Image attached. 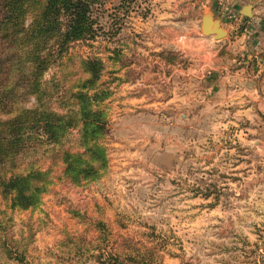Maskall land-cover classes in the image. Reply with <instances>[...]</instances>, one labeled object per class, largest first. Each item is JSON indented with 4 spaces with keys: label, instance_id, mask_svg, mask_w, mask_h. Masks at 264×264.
I'll return each instance as SVG.
<instances>
[{
    "label": "rangeland",
    "instance_id": "374dc122",
    "mask_svg": "<svg viewBox=\"0 0 264 264\" xmlns=\"http://www.w3.org/2000/svg\"><path fill=\"white\" fill-rule=\"evenodd\" d=\"M237 2L257 3L95 0L96 36L71 42L43 80L101 59L106 164L63 175L76 130L16 156L6 176L38 169L50 183L28 208L0 192V264H264V108L213 69L235 64L223 51L235 30L201 32L206 12L225 29Z\"/></svg>",
    "mask_w": 264,
    "mask_h": 264
},
{
    "label": "trees",
    "instance_id": "16d2710c",
    "mask_svg": "<svg viewBox=\"0 0 264 264\" xmlns=\"http://www.w3.org/2000/svg\"><path fill=\"white\" fill-rule=\"evenodd\" d=\"M94 2L0 0V192L14 206H35L50 183L49 172L38 169L6 176L5 167L30 147L60 144L76 130L80 150H62L63 175L93 179L106 164L99 143L108 130L101 59L80 57L73 65L81 74L72 73L73 80L63 73L43 80L71 42L96 36Z\"/></svg>",
    "mask_w": 264,
    "mask_h": 264
},
{
    "label": "crops",
    "instance_id": "0c3cea01",
    "mask_svg": "<svg viewBox=\"0 0 264 264\" xmlns=\"http://www.w3.org/2000/svg\"><path fill=\"white\" fill-rule=\"evenodd\" d=\"M254 1L257 3L252 5L250 17L241 14L243 7L247 4L237 2L234 8L238 12V16L232 20H224L227 35L235 30V40L232 42L233 45H227L223 51L228 53L230 60L232 56L233 58L234 55L236 56L235 64L229 66L218 64L213 69L217 72L220 81L224 79L234 80L228 89L229 95H236L237 99L244 98L245 101L253 100L263 109L264 0Z\"/></svg>",
    "mask_w": 264,
    "mask_h": 264
},
{
    "label": "water",
    "instance_id": "95a60500",
    "mask_svg": "<svg viewBox=\"0 0 264 264\" xmlns=\"http://www.w3.org/2000/svg\"><path fill=\"white\" fill-rule=\"evenodd\" d=\"M251 4H247L243 7L241 14L245 17L251 16ZM201 32L202 34L213 35L214 38L219 39L226 36V30L221 26L220 21L214 19L213 16L206 12L201 18Z\"/></svg>",
    "mask_w": 264,
    "mask_h": 264
},
{
    "label": "built area",
    "instance_id": "2783aa9c",
    "mask_svg": "<svg viewBox=\"0 0 264 264\" xmlns=\"http://www.w3.org/2000/svg\"><path fill=\"white\" fill-rule=\"evenodd\" d=\"M230 16H231V17H235L233 12L230 13Z\"/></svg>",
    "mask_w": 264,
    "mask_h": 264
}]
</instances>
